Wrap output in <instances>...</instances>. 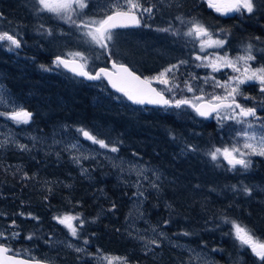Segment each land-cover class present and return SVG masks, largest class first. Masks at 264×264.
<instances>
[{"label": "trees", "instance_id": "trees-1", "mask_svg": "<svg viewBox=\"0 0 264 264\" xmlns=\"http://www.w3.org/2000/svg\"><path fill=\"white\" fill-rule=\"evenodd\" d=\"M14 1L7 3L0 0L1 10L13 16V9H17ZM197 1L184 0L182 9L197 12L210 27L228 28L231 43L240 41L243 35L259 38L263 36L264 0H255V11L246 16V19H241V23L234 17L224 18L215 14L214 10L210 11L206 1ZM22 11H25L24 7ZM123 38L120 35L115 46ZM142 52L140 50L138 54L141 56ZM116 57L144 75L151 74L154 69H159L166 63V59L153 52L149 53L150 61L136 62L131 57ZM12 60V56L0 49V69H6L8 82L21 92L20 102L33 114L31 120L45 126H57L66 122L72 126L89 128L97 125L106 129L111 125L110 136L131 144L132 149H137L143 157L170 170L171 177L175 178L164 185L163 194L147 199L144 208L150 219L162 216L161 222L169 221L168 224H163L169 232L191 233L185 236L186 243L208 250L218 264H237L231 261L236 254L243 255L245 261L241 264H250L246 261L252 254L250 249L242 247L234 234L226 235L232 229L230 224L223 222V218L228 217L246 225L255 235L264 239V198L262 201L257 199L262 193L256 192L255 198V195L248 197L232 190L233 185L248 186L252 181L259 182L264 179V171H254L239 177L216 169L209 156L202 152V149L207 148L206 139H201L196 147V160L192 155L188 159L177 161L173 155L178 142L188 137L192 129H196L187 120L166 114L167 112L132 109V104L116 95L103 80L97 82V86L93 84L95 82H86L69 72H66L65 77L24 74ZM97 87H102L104 91ZM245 89L250 95L259 94L257 87ZM202 131L212 134L211 125L208 123ZM219 134V131L212 134L215 144L223 140ZM150 135L155 137H149ZM6 147L0 145V226L12 225L15 220V226L12 227L19 231L20 238L33 234L31 241L40 246L41 242H47V235H53L56 229L62 237H70L67 228L58 224L53 219L54 216L74 211L72 215L79 214L88 221L90 216L101 212L102 217L97 224L87 222L81 228L79 238L83 243L87 240L106 253L127 257L131 263L171 264L174 258L177 261L175 264L182 262L183 253L176 248H163L158 251V255L146 253L139 242L126 234L124 218L130 209V199L124 188L116 183L109 166L97 167L94 170V181H87L77 175L70 164L55 165L54 161H41L13 148L3 151ZM189 168H192V172L185 174ZM25 172L32 178L22 179ZM71 174H76V179L72 180ZM12 181L13 184H10ZM74 202L79 205L73 206ZM113 203L116 205L115 209H112ZM28 213L39 217V220L29 217ZM204 219H207L206 223ZM60 253H64L67 259L62 260L60 256L39 258L56 264H78L72 253L64 250ZM39 254L44 255V252ZM256 263L259 262L253 264Z\"/></svg>", "mask_w": 264, "mask_h": 264}, {"label": "rangeland", "instance_id": "rangeland-1", "mask_svg": "<svg viewBox=\"0 0 264 264\" xmlns=\"http://www.w3.org/2000/svg\"><path fill=\"white\" fill-rule=\"evenodd\" d=\"M5 1L7 3L10 2V0ZM199 1L200 0H198L197 3ZM183 2L184 0H141L143 7L153 8L151 15L147 13L142 14L140 29H121L120 35L124 37L123 40L116 46L115 42L110 43L109 48L104 50L96 45L88 43L86 38L83 37L82 32L78 31L73 25L59 19L53 14L37 11L39 5L35 3V0H15L14 4L17 9H13V16H11L10 13L5 14L0 8V31H7L10 34H15L17 38L21 40L22 47L15 49L14 51H8L7 42H3L2 45H0V49L12 56V62L16 65L19 71L30 75L38 73L45 77L49 75L65 77L66 72L68 71L62 66L57 67L53 64V61L58 55L68 57V53L76 52L83 53L88 57V69L90 71H95L98 66L107 65L110 61L123 62L116 57V55L131 57L136 62H139L150 61V57L148 56L149 53L153 52L158 57L166 59V63L163 64L164 66L162 65L163 67L160 66L159 69H154L151 74H146L147 77L157 75L169 65H175L179 61H187L186 64L180 65L179 70L175 73L177 79L174 82L180 84V89L175 90L174 96L172 93L165 91L167 95H170L171 99H193L195 96H200L202 94L199 89L203 88V94L205 95L204 101H207L209 98L208 94L223 95V89L213 88L211 86V80H209L208 84H205L203 80L204 77L211 74L212 76H215L217 80L225 81L229 76L236 75L231 69H222L220 72L213 73L211 68L197 67L198 64L202 63V61L195 59L197 55L203 57L207 54L219 53V55H224L227 53L230 58H235L236 56L245 55L244 46L251 43L253 45L252 54L256 57V60L251 62L252 67L255 68L264 65V30L262 34L263 36H261L259 40L256 39L257 36L249 35L248 37H245V35H243L240 41H233L231 43V33L228 28L225 26L210 27L209 24L197 14V12L190 10L185 11L182 9ZM88 5L89 6L83 10L84 16L82 18L84 19L89 17L98 19L102 18V9L104 11L107 10L105 0H88ZM22 7L25 8V11H22ZM209 9L210 11L213 10L211 8ZM215 14L224 18L227 16L234 17L239 23H241V19H246V16L251 15L247 12L242 14L233 13L230 15H221L217 12ZM176 17H181L184 21H192L194 19L199 20L208 27L210 31L216 33L213 38H226V45L222 49L208 48L201 51L198 40L183 35V33L187 32L188 27H190V23H181ZM170 25L174 31H179L181 35L176 36L173 35L172 32H161L157 30L168 28ZM47 29H51V36L46 31ZM220 29H226L227 31L220 33ZM140 50L143 51V55L141 56L138 54ZM40 65H46L53 70L44 71L40 68ZM7 75L8 72L5 68L0 69V113H10L13 109L19 108L27 110L22 105V101L20 102L19 96L21 95V92L11 86L8 82ZM70 75L74 76L73 74ZM192 75H195L199 79L191 80ZM185 80L191 81L194 88L193 92H188L186 88H184ZM153 82L159 86L160 89L165 87L155 81ZM93 84L97 85V83ZM245 87H257V89H259L258 84H253L252 86L242 85L241 91L246 95L250 94L246 93ZM97 88L99 90L102 89V87ZM102 90L104 91V89ZM115 94L118 95L117 93ZM250 96L256 97V101H244L240 97H238V100H240V102L246 107L257 106V101L261 99L260 92L258 95ZM130 108L140 109L143 112H149L152 110H157L161 113L167 112L166 114H170L182 120H187L195 126L196 129H192V131L189 132L188 137H185L178 142L179 145L176 153L173 155L174 159L177 161L178 159H188L192 155L194 156V160H196L195 157H197V151H186L185 154L184 150H186L187 145H192L196 148L201 139H206L208 141V143L205 144L207 148L205 147L202 149V152L205 155L214 147L231 146L232 144L241 147L243 144V138L235 136V133L241 130V126L235 124L231 120L221 121L215 114L210 117L211 119L209 120L198 116L189 106H182L177 109L174 107L155 108L132 104L130 105ZM257 109V114L264 113V110H261L258 106ZM249 120L256 126L255 130L259 135V125L264 123V119L255 120L250 118ZM208 123L211 125L212 134L215 131L220 132L219 137L223 140L219 141L217 144H215V138L211 133L205 134L202 131V128ZM111 127V125L106 129L97 125L89 128L83 127L93 135H97L99 139H103L106 143H109L108 148H101L100 145L94 144L92 141L87 140L82 134L77 132V129L81 128V126H72L66 122H61L57 126H53V124L45 126L39 125L35 120H31L28 124H16L7 116H0V145L7 146L3 151L13 148L18 152H26L32 158H39L41 161H54L53 163L55 165H60L61 163L70 164L75 169L76 174H79L83 180L87 181H94V170L97 169V167L103 165L109 166L114 173L116 183L124 188V191L128 194L130 199V209L127 211L124 218L127 235H130L139 242L142 248H144L145 241L138 239L139 236H143L145 240L157 239L160 241L159 247L151 246L154 248V251L150 252V254L155 253V255H158V251L166 247L176 248L178 252L183 253V259L180 264H218L214 260V255L208 250L186 243L183 233L169 232L163 226L164 223L161 222V220L163 221L162 216L159 217L160 220L156 218L150 219L144 208L147 199L150 196L155 198L163 194L164 185L167 182L174 181L175 178L171 177L170 170L165 169L156 161L143 157L141 152L137 149H132L131 144L124 143V141L120 140L118 137L110 136L109 129H111ZM43 128L45 129L43 130ZM149 137L155 136L150 135ZM205 142L206 141H204V143ZM18 144L27 145L29 150H21L18 147ZM73 144H75L76 147L70 148L69 146ZM113 145L118 147L119 150L117 152L111 151ZM32 151L37 153H32ZM73 157L79 158V163L75 162ZM250 159L252 160V167L247 171L240 169L239 166H237L239 170H230V166L222 157L217 162H213L211 158L210 161L215 164L214 166L216 169L228 172V174L238 175L239 177L254 171H264L259 167L260 164L264 162V157L252 156ZM82 168L87 169V172L82 173ZM191 172L192 168H189L184 173L188 174ZM67 173L70 174L69 171H67ZM76 174L70 175L72 176V180L76 179ZM157 175L160 176L159 180L156 179ZM152 183L159 184L160 190L157 191L155 188L151 187ZM10 184H13V181ZM248 186L253 187L254 189L252 195H255L256 192L262 193L258 198L256 195L254 196L262 201L264 198V179H260L259 182L252 181L251 185ZM138 191L142 192L143 196L134 195V193H137ZM102 193L103 191L101 190V194ZM77 205L79 204L74 202L73 206ZM166 208L168 207L166 206ZM169 208L171 209L172 207ZM204 211L205 210H202V212ZM65 213L73 214L74 211ZM65 213L62 212L57 216ZM96 217H98V219H96L94 223L91 222L93 218ZM101 217L102 213L97 212L94 216L88 218V222L91 224H97ZM206 222L207 219H204V223ZM153 228L156 229L155 233L152 231ZM0 231H4L6 235L12 231L19 233V231L11 225L6 227L0 226ZM181 231L184 232V229H181ZM159 232H164L167 238L158 236L157 233ZM79 237L81 238V236ZM80 238H74L71 236L62 237L61 233L56 229L53 235H47V242H41L40 246L33 243L31 240L20 238V236L8 241L6 245L15 251L17 255L35 259H40L39 257L48 259L52 256L55 258L60 256L62 260H66V255L60 253V251L64 250L72 253L75 257L74 261L78 264H106V261H103L102 257L119 256L106 253L101 248L94 247L91 243L85 244ZM69 242L75 247L83 248L84 251L77 253L74 248H69L67 246ZM43 246H46V248L44 249ZM41 251L44 252V255L39 254ZM231 261L241 264L245 260L243 255L236 254ZM246 261L250 264H253L254 262H259L256 264H260V261L253 254H251L250 259ZM176 262V258H174L171 264H175ZM128 264L138 263H131L128 261Z\"/></svg>", "mask_w": 264, "mask_h": 264}, {"label": "snow or ice", "instance_id": "snow-or-ice-1", "mask_svg": "<svg viewBox=\"0 0 264 264\" xmlns=\"http://www.w3.org/2000/svg\"><path fill=\"white\" fill-rule=\"evenodd\" d=\"M107 10L102 9V18L89 17L87 19L82 18L84 16V9L88 5V0H35V3L39 5L37 11L47 12L57 16L59 19L73 25L78 31L82 32L83 37L90 44L98 46L100 49L107 50L110 43H114L120 36V29H128L132 27L141 26L142 14L147 13L151 15L153 12L152 7H143L141 0H105ZM208 7L221 15H230L233 13H253L256 9L254 0H206ZM76 17V18H74ZM181 23H190V27L183 35L191 37L199 41V47L201 51L208 48L222 49L227 43V39L213 38L216 33H213L199 20L184 21L181 17H176ZM43 27V26H41ZM161 32H172L173 35L179 36V31H174L171 25L168 28L157 29ZM48 34H51V29L46 30ZM226 29H220V33L226 32ZM259 40V37H256ZM3 42H7L8 51H14L22 47L21 40L17 38L15 34H10L7 31H0V45ZM245 55L236 56L230 58L227 53L224 55L207 54L205 56L197 55L196 60L202 61L197 67L211 68L212 72H220L222 69H231L236 75H231L225 81H219L209 74L204 77V83L208 84L211 80V86L213 88L223 89V95L208 94L209 98L206 103L203 88L199 91L202 93L200 96H195L193 99L179 98L169 99L165 96V91L175 94V90L180 89V84L175 83L177 79L175 73L179 70L180 65L186 64L187 61H179L175 65H169L164 68L157 75L152 77L141 78L134 71L130 70L124 64H117L112 62V71L108 68H99V70L90 72L88 69V57L83 53H68L69 59L57 56L53 61V64L57 67L63 66L69 69L75 76L83 77L88 81H99L104 78L117 92L122 93L128 100L135 104H152L160 105L165 108H181L182 106H189L200 117H211L213 114L221 120H231L235 124L241 126V130L235 133V136L243 138V144L241 147H237L236 144L224 147H214L211 151L206 153L213 162H217L221 157L227 161L230 166V170L243 169L247 171L252 167V156L264 157V123L259 125V135L255 130L256 126L249 120L253 118L260 120L257 116V106L264 110V65L253 68L251 62L256 60L253 53V45L251 43L244 46ZM99 58V57H97ZM40 68L44 71H52L53 69L40 65ZM199 79L195 75L191 76V80ZM153 81L164 85L163 89L157 90L152 87ZM253 84L259 85V92L261 99L257 101V106L246 107L244 106L238 97L244 101H256V97L246 95L241 91V86H252ZM184 88L188 92H193L194 88L190 80L184 81ZM223 113V115H222ZM0 116H7L10 120L16 124H28L33 114L23 108L13 109L10 113H0ZM77 132L82 134L84 138L92 141L94 144L100 145L101 148H108L109 143L105 140L99 139L97 135H93L90 131L85 130L83 127L78 128ZM35 139V138H33ZM175 139V137H173ZM18 147L23 151H28V146L24 144H18ZM70 148H75L76 145H70ZM243 149V150H242ZM119 149L115 145L111 147L112 152H117ZM197 149L192 145L186 146V151H196ZM74 161L79 163V158L73 157ZM87 169L82 168V173H86ZM25 172L22 179H31ZM156 179L159 180L160 176L157 175ZM151 187L157 191L160 190L159 184L152 183ZM232 190L234 192H240L245 196L251 197L253 194V187L247 185H233ZM137 196H143L142 192L134 193ZM116 205L113 203L112 209H115ZM171 207V205H168ZM24 215V213H20ZM29 217L39 220V217H35L32 213L27 214ZM60 225L67 228L71 237L79 238L81 228L86 221L79 214L72 215L65 213L60 216H54ZM98 217L93 218L91 222H95ZM223 222L231 225L232 231L226 235L234 234L235 239L242 247L250 249L251 253L260 261V264H264V239L257 237L254 231L248 228L246 225H242L235 220H231L228 217L223 218ZM15 220L12 221L11 226H15ZM169 221L165 220L164 224H168ZM152 231L155 233L156 229ZM160 237H166L164 232L157 233ZM20 233L12 231L6 235L4 231H0V264H29V261L17 259V253L6 246V243L19 237ZM184 236L191 235V233L184 232ZM27 240L33 239V234H29L25 237ZM138 239L144 240L145 252L149 253L154 251L151 246L159 247L160 241L157 239L145 240L143 236H139ZM88 243L87 240L84 241ZM69 248L79 253L84 251L83 248L75 247L71 242L67 245ZM215 251V250H214ZM12 252L11 255L8 253ZM106 264H128L127 257H102ZM35 264H40L36 261Z\"/></svg>", "mask_w": 264, "mask_h": 264}, {"label": "water", "instance_id": "water-1", "mask_svg": "<svg viewBox=\"0 0 264 264\" xmlns=\"http://www.w3.org/2000/svg\"><path fill=\"white\" fill-rule=\"evenodd\" d=\"M132 28H136V27H132ZM62 58H65V59H69L70 60V62H71V58H67V57H63V56H61ZM112 62H115V61H112ZM112 62H110V66H100V67H98V69L97 70H99V68H108L110 71H112ZM118 65L119 64H124V65H126L127 67H129V69L130 70H132V71H134L137 75H139V76H141V78L143 79V78H145V76L143 75V74H140L139 72H137L132 66H130V65H128V64H126V63H119V62H116ZM63 67V66H62ZM64 68V67H63ZM64 69H66V68H64ZM67 71H69V72H71L69 69H66ZM88 70V69H87ZM96 70V71H97ZM72 73V72H71ZM95 73V72H94ZM93 73V74H94ZM83 78V77H82ZM85 81H87V82H98V81H88V80H86L85 78H83ZM102 80H104L107 84H108V86H109V88L112 90V91H114L115 93H117V94H119V95H121V96H123V98H125L128 102H130V103H132V104H134V105H139V104H135V103H133L132 101H130V100H128L127 99V97H125L122 93H119V92H117L115 89H113L112 87H111V85L108 83V81H107V79L106 78H104V79H102ZM100 81V80H99ZM152 87H155V88H157V90H159L158 89V87L154 84V83H152ZM165 96H166V98H168V96L165 94ZM170 99V98H169ZM207 101H203V103H206ZM139 106H149V107H163V106H160V105H152V104H143V105H139ZM203 118H205V117H203ZM209 118V117H208ZM227 162V161H226ZM7 247H9L8 245H6ZM9 255H11L12 253L11 252H9L8 253ZM17 259H22V260H26V261H29V264H35V262L36 261H39L40 262V264H54V263H52V262H47V261H43V260H39V259H32V258H27V257H23V256H21V255H17V257H16Z\"/></svg>", "mask_w": 264, "mask_h": 264}, {"label": "flooded vegetation", "instance_id": "flooded-vegetation-1", "mask_svg": "<svg viewBox=\"0 0 264 264\" xmlns=\"http://www.w3.org/2000/svg\"><path fill=\"white\" fill-rule=\"evenodd\" d=\"M99 67H100V66H99ZM97 69H98V68H97ZM97 69H96V70H97ZM88 70H89V69H88ZM96 70H95V71H96ZM89 71H90V70H89ZM92 72H94V71H92ZM70 74H71V73H70ZM257 113H258V112H257ZM257 116L260 117L261 119H264V113H259V114H257ZM249 119H250V118H249ZM261 119H260V120H261ZM263 163H264V162H263ZM263 163L260 164V168H261V169H263Z\"/></svg>", "mask_w": 264, "mask_h": 264}, {"label": "bare ground", "instance_id": "bare-ground-1", "mask_svg": "<svg viewBox=\"0 0 264 264\" xmlns=\"http://www.w3.org/2000/svg\"><path fill=\"white\" fill-rule=\"evenodd\" d=\"M2 21H3V20H2ZM9 22H10V21H9ZM7 28H8V26H7ZM34 34H35V33H34ZM34 34H33V35H34ZM50 36H51V35H50ZM6 48H7V47H6ZM14 55H15V54H14ZM17 58H18V57H17ZM17 58H16V59H17ZM34 66H35V65H34ZM7 76H8V75H7ZM9 89H10V88H9ZM47 124H48V123H47ZM40 151H41V150H40ZM106 173H107V172H106ZM112 174H113V173H112ZM109 176H110V175H109ZM103 177H104V176H103ZM112 179H113V178H112ZM118 179H120V178H118ZM106 180H107V179H106ZM125 186H126V185H125ZM133 187H134V186H133ZM127 211H128V210H127ZM95 221H96V220H95ZM168 235H169V234H168ZM179 239H180V238H179ZM179 248H180V247H179ZM140 249H141V248H140Z\"/></svg>", "mask_w": 264, "mask_h": 264}]
</instances>
